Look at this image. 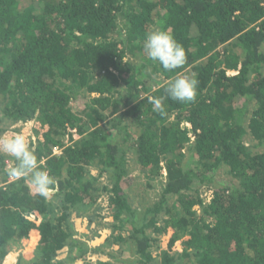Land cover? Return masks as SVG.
Instances as JSON below:
<instances>
[{
    "label": "trees",
    "instance_id": "1",
    "mask_svg": "<svg viewBox=\"0 0 264 264\" xmlns=\"http://www.w3.org/2000/svg\"><path fill=\"white\" fill-rule=\"evenodd\" d=\"M161 29L185 49L172 71L143 48ZM184 76L198 81L194 101L149 103ZM3 134L25 136L54 183L40 195L0 151V264L14 240L29 243L26 264H65L64 246L68 260L118 264L87 260L69 221L102 190L130 264H264V0H0ZM130 154L149 185L162 183L140 223ZM92 166L109 182L96 184ZM220 168L230 179L215 178Z\"/></svg>",
    "mask_w": 264,
    "mask_h": 264
},
{
    "label": "rangeland",
    "instance_id": "2",
    "mask_svg": "<svg viewBox=\"0 0 264 264\" xmlns=\"http://www.w3.org/2000/svg\"><path fill=\"white\" fill-rule=\"evenodd\" d=\"M246 141L249 142L247 139ZM254 149L256 150L259 148L255 147ZM55 152L59 153L60 150L55 148ZM128 169L130 178L129 186L127 187L126 185V189H128L130 204L136 209V213L134 214L136 223H140L142 221L141 212L144 210L146 205L150 204L158 196L162 183L159 181V179H157L149 185L147 179L138 170V164L135 162L131 154L129 155ZM90 172L92 175H97L96 184L102 186L103 184L109 182L107 173L103 171L100 173V169L98 167H90ZM219 177L230 179V176L224 171V168H220L216 172L215 178ZM203 189L208 191L212 188L210 189V187H205L202 188L201 191H203ZM208 195L209 194H206V201L208 200ZM107 207V192L102 190L93 207L89 210V213H87V216L77 215L74 211H71L69 213V221L71 224L73 237L82 240L90 247V249H87L85 254L86 259L91 262L108 260L113 263L117 262L118 264H130L129 261L136 257L132 251L133 247L130 244L125 246L124 248L126 250L123 251V254H120L118 248L119 244L113 243L111 238V233L113 235L118 233L125 235L128 233V231L126 229H112L111 224L113 221L111 220V216ZM59 213L60 210L57 212V214ZM167 240V234H161L159 236L158 240L150 247L153 255L157 254L162 248H166ZM7 249L8 252L5 258L6 260L3 264H14L16 259L21 257V263L26 264L34 257V254L29 248V243L25 240L11 241L7 245ZM57 252L58 254L56 258L63 260L65 264H85V260L80 257H77L74 260H68L67 256L69 249L67 246H64ZM117 254H119V257L118 259H115L113 255Z\"/></svg>",
    "mask_w": 264,
    "mask_h": 264
},
{
    "label": "clouds",
    "instance_id": "3",
    "mask_svg": "<svg viewBox=\"0 0 264 264\" xmlns=\"http://www.w3.org/2000/svg\"><path fill=\"white\" fill-rule=\"evenodd\" d=\"M143 48L150 59L158 61L168 71L181 67L186 61L184 47L163 29L147 34ZM197 85L198 81L195 78L178 77L165 89V97L149 98V103L155 109L162 110L165 98L177 102H192L196 98ZM0 151L9 153L18 162L11 172L12 175L29 177L30 183L40 195L47 194V190L54 183V178L46 170L40 169L38 158L30 150L25 136L0 135Z\"/></svg>",
    "mask_w": 264,
    "mask_h": 264
},
{
    "label": "built area",
    "instance_id": "4",
    "mask_svg": "<svg viewBox=\"0 0 264 264\" xmlns=\"http://www.w3.org/2000/svg\"><path fill=\"white\" fill-rule=\"evenodd\" d=\"M206 194H209V192H207ZM208 198H209V196H208Z\"/></svg>",
    "mask_w": 264,
    "mask_h": 264
}]
</instances>
